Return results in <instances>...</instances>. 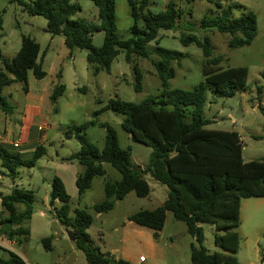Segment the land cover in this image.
<instances>
[{
  "label": "rangeland",
  "instance_id": "rangeland-1",
  "mask_svg": "<svg viewBox=\"0 0 264 264\" xmlns=\"http://www.w3.org/2000/svg\"><path fill=\"white\" fill-rule=\"evenodd\" d=\"M229 1L239 3L255 14L256 33L248 45L230 48L227 43L231 35L218 32L215 28L200 27L202 17L215 18L218 13V9L209 1L148 0L145 12L163 11L168 2H173L179 16L174 27L157 30L155 39L146 43L148 57L133 58L140 77V90L135 91V74L131 64L124 60L122 50L111 60L108 72L100 69L93 73L86 62V51L67 46L61 34L51 35L47 32L44 17L27 14L16 0H0V57L9 60L19 48L20 36H28L38 44L36 61L44 72L41 79H35L32 71L27 70L26 93L21 82H12L1 88L0 96L11 108L7 113L0 109V130H16L24 122V117L31 115V112L27 113V107L35 105L36 111L31 119L34 124L43 126L40 130L44 131L41 145L45 150L32 166H19L12 179L8 176L0 178V191L4 194L13 183L33 191L32 213L28 220L21 223L28 229L27 239L18 243L16 239H8L4 235L11 244L7 249L0 248V256L7 258V251H10L22 264H87L74 239L65 235V230L70 229L54 217L61 203L54 201L52 206L48 204L51 179L57 176L69 196L67 217L73 218L77 209H84L91 216L85 231L91 246L98 252L125 259L132 264H190L193 237L187 232L185 223L174 219L170 211H165L156 238L149 228L128 221V216L134 212L158 207L166 197V187L145 174L143 177L149 188L147 195L137 196L130 190L122 199L115 201L112 209L96 214L91 205L103 199L104 182L116 181L120 174L109 163L103 162L104 173L94 176L90 187L78 195L72 177L73 172L81 167L75 161L63 160V157L78 149V142L72 136L65 137L64 131L69 125L93 121L92 125L85 127L84 136L101 148L104 128L100 123L108 124L115 131L119 147L128 148L131 165L144 166L150 147L132 141L121 128L123 114L108 109L106 105L115 98L138 103L144 97L159 92L160 81L152 63L156 57L151 52L155 46L181 54L178 64L171 62L173 75L167 81L169 89L189 90L203 82L202 68L206 59L200 47L193 42L184 44L182 39L189 35L198 40L206 37L211 46L208 58L220 57L213 68L243 66L247 73L246 89L236 91L231 96L215 95L211 89L205 88L202 114L213 121L204 127L235 131L240 139L242 160L261 159L264 156V81L260 78V71L264 67V0ZM75 2L79 9L72 18L98 22L92 0ZM238 15L235 11L234 16ZM131 24L127 1L115 0V32L119 39L129 37ZM137 26H141L140 21H137ZM90 39L94 47H99L103 32H93ZM55 85H62L63 91L51 101L48 96ZM261 198L242 199L247 204L242 207L240 223L234 229L238 238L234 256L240 264L264 262V199L258 206L253 202ZM5 217L6 212L0 206V219ZM199 225L203 232L202 246L209 252L218 251L213 244L214 225L206 222ZM43 239L48 240L43 242ZM254 247L258 248L256 258Z\"/></svg>",
  "mask_w": 264,
  "mask_h": 264
},
{
  "label": "trees",
  "instance_id": "trees-1",
  "mask_svg": "<svg viewBox=\"0 0 264 264\" xmlns=\"http://www.w3.org/2000/svg\"><path fill=\"white\" fill-rule=\"evenodd\" d=\"M16 1L27 14L44 17L45 30L51 35L61 34L67 46L84 49L86 62L93 73L100 69L108 72L111 60L122 50L124 60L131 64L135 74V91L140 90V77L133 58L148 57L146 43L155 39L157 30L174 27L179 16V10L173 2H168L163 11L149 13L144 11L148 0H126L130 6L132 24L129 37L119 39L115 32V0H92L97 11V23L72 18L79 9L76 0ZM206 1L211 2L218 13L215 18L202 17L201 28H215L218 32L231 35L227 43L230 48L250 44L256 33L255 14L251 10L229 0ZM235 11L239 13L236 17ZM137 21L141 22V26H137ZM95 31L103 32L99 47L91 44L90 36ZM182 42H193L200 47L206 59L202 68L203 82L189 90L169 89L167 81L173 75L171 62L178 64L181 54L155 46L151 52L156 57L152 63L160 81L159 92L144 97L138 103L115 98L106 105L108 109L123 114L120 125L132 141L150 147L149 158L144 166L131 165L128 148L119 147L115 131L108 124L100 123L104 128L101 148L89 142L84 136V129L92 125L93 121L69 125L65 129L64 136L74 137L78 149L63 157V160L75 161L82 168L74 180L79 194L90 187L94 176L104 173L103 162L109 163L119 172L118 180L104 182L103 199L91 205L96 213L110 210L114 201L122 199L130 190L137 196L147 195L149 188L143 176L148 174L166 187V197L154 209L130 214L129 221L149 228L156 238L165 211H170L174 219L185 223L187 232L193 237L190 264H239L234 256L238 247L234 229L240 222L239 202L249 197L264 198V156L259 160L243 161L238 134L235 131L205 128L213 120L204 118L202 112L206 87L215 95L231 96L236 91L246 89L247 70L243 66L213 68L220 57L208 58L211 46L206 37L198 40L189 35ZM38 49V44L32 38L21 35L19 48L13 56L9 60L0 57V90L4 85L21 82L26 92L28 69L35 79L44 76L40 63L36 61ZM260 78L264 81V67L260 71ZM62 91V85H55L49 99L54 101ZM10 108L4 97L0 96V109L7 113ZM43 153L44 148L40 144L27 157L6 151L0 146V175L12 179L19 166H32ZM68 199L61 180L53 176L48 204L52 206L54 201L61 203L54 217L73 232L76 247L83 252L86 263L132 264L125 259L102 254L91 246L85 231L91 216L84 209H77L73 218L67 217ZM32 202L33 191L30 189L12 186L7 194L0 192V206L6 212V217L0 219V233L8 239H16L18 243L25 241L28 229L21 223L29 219ZM202 222L214 225L216 232L213 234V244L218 251L209 252L202 246L203 232L199 225ZM7 252V258L0 256V264H22L12 252Z\"/></svg>",
  "mask_w": 264,
  "mask_h": 264
},
{
  "label": "crops",
  "instance_id": "crops-1",
  "mask_svg": "<svg viewBox=\"0 0 264 264\" xmlns=\"http://www.w3.org/2000/svg\"><path fill=\"white\" fill-rule=\"evenodd\" d=\"M26 92H27V90H26ZM27 109H28V112L27 113L30 114V112H31V115L29 117H27V118L24 117V122H22V124L19 125L18 128H16V130L14 129L13 131H10V132H7L5 129L0 130V146L2 148H4L6 151H9V152H17L21 156H23V155H28L29 156L30 153L33 151V149L35 148V146L37 144H40L41 145V142L43 141V138H44V131L42 132V131H40V130L37 129V125L39 123L34 124L32 122V119H31L33 117V115H34V112L36 111V106L35 105H32L30 107H27ZM81 169L80 170H75L73 172V177H72L73 183H74L76 174L78 172H80ZM2 176H6V175H0V178ZM12 186H17V185L15 183H13ZM11 187L9 188V191H10ZM75 188H76V186H75ZM76 192H77V189H76ZM7 193H5V194H7ZM2 194H4V193H2ZM77 194L80 195L78 192H77ZM262 198L259 199L258 201H253V202H255V205L256 206H258V205H260L262 203V201H261ZM115 201L113 203V206L115 204ZM246 204L247 203H244L242 201V199L239 202V220H240V217H241V209ZM101 213H103V212H101ZM96 214L99 215L100 213H96ZM110 251H112V250H110ZM257 253H258V248L257 247H254L253 248V254H254V257L255 258L257 257ZM236 259H237V257H236ZM238 263L240 264V262H238ZM262 263L264 264V262H262ZM248 264H252V261H248Z\"/></svg>",
  "mask_w": 264,
  "mask_h": 264
},
{
  "label": "built area",
  "instance_id": "built-area-1",
  "mask_svg": "<svg viewBox=\"0 0 264 264\" xmlns=\"http://www.w3.org/2000/svg\"><path fill=\"white\" fill-rule=\"evenodd\" d=\"M42 127H43V126L40 125V124L37 125V129H38V130H41ZM7 240H8V239L5 238L4 234H3V233H0V248H5V249L8 248V244H9V243L11 244V242H10V241H7Z\"/></svg>",
  "mask_w": 264,
  "mask_h": 264
},
{
  "label": "water",
  "instance_id": "water-1",
  "mask_svg": "<svg viewBox=\"0 0 264 264\" xmlns=\"http://www.w3.org/2000/svg\"><path fill=\"white\" fill-rule=\"evenodd\" d=\"M65 235H67L70 239L74 238V234L71 230H65Z\"/></svg>",
  "mask_w": 264,
  "mask_h": 264
}]
</instances>
